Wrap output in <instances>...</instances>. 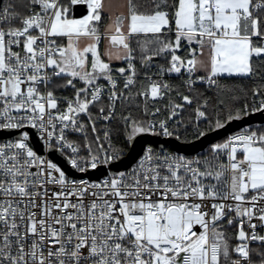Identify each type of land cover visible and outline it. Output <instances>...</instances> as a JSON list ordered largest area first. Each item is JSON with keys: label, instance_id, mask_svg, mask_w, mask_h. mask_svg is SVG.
Listing matches in <instances>:
<instances>
[{"label": "snow or ice", "instance_id": "6c2138e0", "mask_svg": "<svg viewBox=\"0 0 264 264\" xmlns=\"http://www.w3.org/2000/svg\"><path fill=\"white\" fill-rule=\"evenodd\" d=\"M255 114L264 0H0V264H264V119L151 140Z\"/></svg>", "mask_w": 264, "mask_h": 264}, {"label": "water", "instance_id": "95a60500", "mask_svg": "<svg viewBox=\"0 0 264 264\" xmlns=\"http://www.w3.org/2000/svg\"><path fill=\"white\" fill-rule=\"evenodd\" d=\"M83 12V9H79L77 12V15L81 14ZM262 119L259 116V114H255L252 117H248L246 121L243 122H235L232 125H229L226 129L220 130L217 133H211L209 137H205L202 140L196 141L195 145H186V144H181L179 142H176L174 140H167V141H159L158 138H151V140L155 142H159L161 146L171 148L172 150H178L181 153L184 154H192L196 151H202L205 148H207L208 144L212 140H219L221 138H224L225 136L231 134L233 131L239 130V128L245 124V123H260ZM133 163L132 160H126V165ZM125 165V166H126Z\"/></svg>", "mask_w": 264, "mask_h": 264}, {"label": "built area", "instance_id": "2783aa9c", "mask_svg": "<svg viewBox=\"0 0 264 264\" xmlns=\"http://www.w3.org/2000/svg\"><path fill=\"white\" fill-rule=\"evenodd\" d=\"M168 149H170V150H172L171 148H168ZM206 149V148H205ZM255 246V245H254Z\"/></svg>", "mask_w": 264, "mask_h": 264}, {"label": "trees", "instance_id": "16d2710c", "mask_svg": "<svg viewBox=\"0 0 264 264\" xmlns=\"http://www.w3.org/2000/svg\"><path fill=\"white\" fill-rule=\"evenodd\" d=\"M221 139H223V138H221ZM220 140V139H219Z\"/></svg>", "mask_w": 264, "mask_h": 264}]
</instances>
